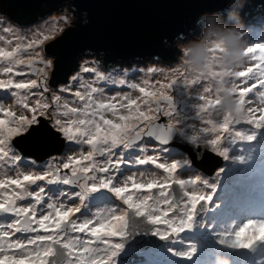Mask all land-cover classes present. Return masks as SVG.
<instances>
[{
    "label": "snow or ice",
    "instance_id": "snow-or-ice-1",
    "mask_svg": "<svg viewBox=\"0 0 264 264\" xmlns=\"http://www.w3.org/2000/svg\"><path fill=\"white\" fill-rule=\"evenodd\" d=\"M56 30L53 24L29 38L0 20V42L7 45L0 47V90L12 100L0 102V264H117L126 250L143 258L138 264H156L154 258L165 253L176 258L169 264H180L200 251L195 241L207 245L212 237L228 247L242 227L264 226V219L253 218L264 212V201L258 209L253 194L255 149L230 157L237 141L264 135L256 131L264 130V44L245 49L246 60L259 61L255 71L211 72L206 78L184 73L181 84L168 77L117 79L84 66L57 86L55 80L49 84L54 65L40 50ZM197 84L205 94L192 97L183 90ZM221 92L235 98L234 109L221 107ZM42 118L50 121L48 137L64 147L43 163L39 155L33 158L31 145ZM242 123L254 130H238ZM174 143L189 147L182 152ZM201 147L231 162L212 179L181 177L195 171L200 153L194 150ZM145 165L161 173L140 171ZM133 167L138 172L125 176ZM243 219L248 222L240 226ZM148 236L156 240L127 247L130 238ZM248 250L264 256V239Z\"/></svg>",
    "mask_w": 264,
    "mask_h": 264
},
{
    "label": "water",
    "instance_id": "water-1",
    "mask_svg": "<svg viewBox=\"0 0 264 264\" xmlns=\"http://www.w3.org/2000/svg\"><path fill=\"white\" fill-rule=\"evenodd\" d=\"M65 6L73 11L76 20L64 24L52 39L45 41L44 51L53 57L54 65L50 85L54 80L57 85L67 82L77 70L79 59L88 55L98 56L103 69L145 59L177 61L180 49L175 43L181 34L190 33L188 39H191L198 30L195 20L202 12L227 7L225 0H0V14L24 25ZM258 9L264 11V0H245L241 13ZM49 129L47 119L42 118L31 138L33 158L39 155L40 161L64 148L59 138L53 141L48 137ZM172 147L183 152L189 146L174 143ZM194 151L200 154L195 157L193 167L201 173L211 175L223 164L222 158L209 149L201 147ZM142 240L156 238H130L127 246ZM141 259L125 258L127 264Z\"/></svg>",
    "mask_w": 264,
    "mask_h": 264
},
{
    "label": "rangeland",
    "instance_id": "rangeland-1",
    "mask_svg": "<svg viewBox=\"0 0 264 264\" xmlns=\"http://www.w3.org/2000/svg\"><path fill=\"white\" fill-rule=\"evenodd\" d=\"M259 15H261V17H259ZM247 18L248 17H246V19ZM0 19H2L5 23L7 22V23L11 24L13 27H16L22 31H25V33L28 31H31V29L34 27L37 28L40 24H42L48 20L54 21V25H56V27H57V30L54 32V34H55L62 28V26L64 24L69 23V21L76 20V16L73 14V11L70 8L65 6L60 11L49 12V13L45 14L43 17H40L39 19H37L36 21L30 22V23L24 24V25H18L16 23L12 22L6 15L0 14ZM246 19H243V20L245 23V27L247 29L246 38L249 40L248 46H252L253 44H264V36H261L259 34L261 32H264V14H257V16H255V18H253V19H249V20H246ZM221 20H222V22L232 23V21H227L225 16H222ZM206 24H207V21L202 22V24L200 26H198L197 32L195 34H193L191 39H189V40L199 38L203 34V29L206 26ZM27 34L30 35L31 33L28 32ZM181 42H182L181 39H178L175 43L179 47V49L181 46ZM44 45H45V42L41 46L40 50H41L42 54L45 56V58L51 60L53 63V57L44 51ZM222 52L216 51L215 53H222ZM259 54H260L259 49H257L256 55L259 56ZM216 58H217V56H216ZM258 63H259V61H248V60H246L244 65L242 67L237 68L236 70H245L248 67H252L253 70L255 71V68H256ZM84 66L96 68L99 71L103 72L105 75H111V76L114 75L117 77L119 74H122V75H125V77H124L125 79L131 80V79L135 78L137 80V82H139V79L145 78L144 76H145V74L148 73L147 69H149V68H157V69L161 70L157 73L149 74V77L152 81H157V80L164 81L165 77H168L169 79L178 78V79H180L181 84H183V79H184V76H183L184 73L182 71H177L180 67L179 59L177 61H171V62H162V61L157 60V59L156 60L145 59V60L140 61V62L137 61V62H130V63H122V64H117V65L110 67L108 69H103L101 66V63H100V58L98 56L88 55V56H83L79 59L78 68L75 72L79 71ZM215 68L216 69H214V71L217 73H222V72L230 73V72L235 71V70L230 69V68L229 69H223L219 66H217ZM51 70H52V68L48 70V80L50 78ZM75 72L70 74L67 82L70 81L71 76L73 74H75ZM171 74H173V76H171ZM82 75H84L85 77H88L91 74L82 73ZM207 75H208V73H207ZM2 78H4V77H0V79H2ZM24 78L25 77H16L17 80L24 79ZM236 82L238 84L240 83V81H236ZM207 83L214 85V82L211 80L207 81ZM249 83H251V82H249ZM63 84L64 83H60L57 86H62ZM203 87H204L203 84H197L194 87L184 88L183 90L188 94V96L195 97L197 95L205 94V93H203ZM115 91H128V89H126V88L119 89L118 88V89H115ZM172 94L174 96L177 95L175 90H172ZM134 95H138V94L134 93ZM206 95H208L209 97L214 99V95L212 93H208ZM0 98H2V99H0V102L5 103L6 105L12 103V100L8 98L6 92L3 90H0ZM185 98L187 99V97H185ZM189 103H201V101L190 100ZM253 106L258 107L259 106L258 102L254 101ZM190 114L194 116L195 111L194 110L191 111ZM259 116H260V113H256L257 119H259ZM212 118L213 119H219L220 117H217L215 115V113H213ZM161 119L163 120V122H165L164 118H161ZM47 122L50 125V121L48 119H47ZM189 123H194L197 125V127L203 126L198 121H195V120H191V121H189ZM237 129L247 132V131L254 130V125L242 123V124L237 126ZM256 131L264 132V130H256ZM262 145H264V135H259L257 140L253 141V142L237 141V143L235 145L231 146L233 149H235V151L230 153V157L232 155H240V154L247 155L248 154L247 153V147H248V149L253 148V149H255V155H256L255 162L252 165L254 172H255V175L256 176L258 175V174H256V172H258L259 169L264 174V160L261 159V157L264 156V149H262V147H261ZM62 151H64V148ZM52 155H58V154H52ZM46 160L47 159H44L40 162L43 163ZM228 162L230 163L231 160L230 161H224L223 160V164L221 167H227L229 165ZM138 167H139L140 171H143V169H145V168H150L151 172L154 174L155 173H161V170L154 169L151 166H147L145 168L142 166L141 167L138 166ZM241 167H243V166H241ZM219 168L220 167L215 169L214 173L211 175L201 173L199 170H196L195 168H194L195 169L194 172L192 170H188L187 172H181L180 175H181V177H192L193 175H197V176H203L204 178L212 179L215 177ZM136 172H138V168L133 167L131 170H124V175L127 176V175H131L133 173H136ZM190 174H192V175H190ZM263 174L258 175L260 178L256 177V185H255V189H254V193H253L258 209H259L261 202L264 201V182H263V180H261V178L264 179ZM188 175H190V176H188ZM137 178L139 179V176ZM222 178H223V174H221V179ZM216 202L219 203V201H216ZM24 203H26V202H24ZM253 218L254 219H264V212L257 211L256 214L253 216ZM247 222H248L247 219H243L239 223H240V226H242V224L247 223ZM234 223H236V222L234 221ZM212 240H213V238L209 237L210 242L207 245L202 244L199 241H195V242H197L198 247L200 248V251H198L194 260H192V261L186 260V262H185V260H182L180 262V264H185V263H189V264H210V262L214 259V250L215 249H218L221 252H223L224 254L228 255L232 261V264H241V262H244V264H259V261L264 259V256H261L259 253H252L251 255H249L246 253V249L229 250V249L223 248L218 243L211 242ZM186 243H188V242H186ZM131 246H133V245H131ZM127 247H129V246H127ZM129 254H131V253H129L127 250L124 253H122L121 256L117 259V264H127L126 260L124 258H127L128 261H130L131 257L133 256V255H129ZM248 256H250L251 260L250 259L246 260V257H248ZM137 257H140V256L137 255ZM140 258H142V257H140ZM154 260H155L156 264H169V262L175 261L176 258L172 257L170 254L165 253L163 255L155 257ZM138 262H139V260L136 262H133L132 264H138Z\"/></svg>",
    "mask_w": 264,
    "mask_h": 264
},
{
    "label": "clouds",
    "instance_id": "clouds-1",
    "mask_svg": "<svg viewBox=\"0 0 264 264\" xmlns=\"http://www.w3.org/2000/svg\"><path fill=\"white\" fill-rule=\"evenodd\" d=\"M227 7L215 11L202 12L195 20V25L200 26L207 21L203 34L199 38L188 39V35L181 34L180 67L190 77H205L211 68L216 65L223 69L236 70L242 67L246 61L244 55L249 40L246 38L247 29L241 12L245 0H225ZM226 14V20L232 23L222 22L221 18ZM255 14H264L259 11ZM87 16V13H84ZM246 19V18H244ZM249 20V19H246ZM85 23H88L85 20ZM219 46L222 53H214L213 49ZM216 55L217 59L213 60ZM221 107L234 109L236 100L227 92H221ZM264 239V226L246 225L238 231L229 241V250L249 249L256 241ZM210 264H232L230 257L218 249L214 250V259Z\"/></svg>",
    "mask_w": 264,
    "mask_h": 264
},
{
    "label": "bare ground",
    "instance_id": "bare-ground-1",
    "mask_svg": "<svg viewBox=\"0 0 264 264\" xmlns=\"http://www.w3.org/2000/svg\"><path fill=\"white\" fill-rule=\"evenodd\" d=\"M247 13L248 12H245V13H241V15H243V19L244 18H246L247 17ZM225 17H226V14L224 15ZM255 16H257V14H251L250 15V17H255ZM259 17H261V15H259ZM252 18V19H253ZM0 20H2V19H0ZM5 24H9V23H5ZM54 24V21H46V22H44V23H42V24H40L37 28H32L31 29V31H28V32H30L31 34L30 35H28L27 33L28 32H26L25 33V31H22V30H20V29H18V28H16V27H13L12 25V27L13 28H15V29H17V31H18V34H21V35H27L29 38H32V34L33 33H36V32H38V31H46L47 30V28L50 26V25H53ZM0 34H3V33H0ZM6 35V34H5ZM0 47H7V45H5L3 42H0ZM215 53V52H214ZM215 59H217L216 58V56L214 55L213 56V60H215ZM215 67H217L216 65H214L212 68H211V70L208 72V75H209V73H211V72H215L214 71V69H216ZM167 73V72H166ZM170 73V72H169ZM168 73V74H169ZM207 75V73L205 74V76L207 77L208 76ZM113 77H115V78H117V79H119V78H124L125 77V75H122V74H119L117 77L116 76H114V75H112ZM171 76H173V74H171ZM145 78L144 79H150V77H149V73H147V74H145V76H144ZM143 79V78H142ZM140 80V79H139ZM210 83V82H209ZM138 94V93H137ZM247 149H248V147H247ZM229 163V162H228ZM148 165H145V166H142V167H147ZM141 167V166H140ZM135 168H137V167H135ZM139 168V167H138ZM197 170V169H196ZM200 173V172H199ZM256 174H263L262 173V171H260V169L258 170V172H256ZM190 175H192V174H190ZM190 175H188V176H190ZM256 176L257 178H260L259 176ZM264 175V174H263ZM194 176H197V175H193L192 177H194ZM262 176V175H261ZM261 180H263V182H264V179L263 178H261ZM130 246V245H129ZM246 253L247 254H249V255H251L252 254V252H250L248 249H246ZM249 260L250 259V256H248V257H246V260ZM251 260V259H250ZM185 262H186V259H185ZM185 264H189V263H185Z\"/></svg>",
    "mask_w": 264,
    "mask_h": 264
},
{
    "label": "flooded vegetation",
    "instance_id": "flooded-vegetation-1",
    "mask_svg": "<svg viewBox=\"0 0 264 264\" xmlns=\"http://www.w3.org/2000/svg\"><path fill=\"white\" fill-rule=\"evenodd\" d=\"M129 247H132V246L130 245ZM129 255H133V256H132L133 259H137V258H138L137 255H135V254H129ZM132 257H131V260H133ZM124 259H125V258H124Z\"/></svg>",
    "mask_w": 264,
    "mask_h": 264
}]
</instances>
